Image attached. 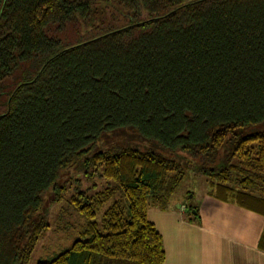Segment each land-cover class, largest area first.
Here are the masks:
<instances>
[{
  "label": "trees",
  "instance_id": "trees-1",
  "mask_svg": "<svg viewBox=\"0 0 264 264\" xmlns=\"http://www.w3.org/2000/svg\"><path fill=\"white\" fill-rule=\"evenodd\" d=\"M140 1L145 19L98 16ZM78 23L91 33L74 42L50 32ZM14 74L0 111V264H31L49 226L37 219L44 196L85 154L110 184L72 196L81 237L35 264H164L149 207L179 185L185 157L208 194L264 215V131L236 133L264 123V0H0V101ZM129 126L174 156L131 144L90 153ZM185 210L199 217L198 204Z\"/></svg>",
  "mask_w": 264,
  "mask_h": 264
},
{
  "label": "rangeland",
  "instance_id": "rangeland-1",
  "mask_svg": "<svg viewBox=\"0 0 264 264\" xmlns=\"http://www.w3.org/2000/svg\"><path fill=\"white\" fill-rule=\"evenodd\" d=\"M98 5H105V3L99 2ZM113 11L114 14L112 15ZM104 14L105 16L112 15L114 18L112 22H114L117 26L131 21L142 20L151 16L142 1H140L139 10L133 8L132 10L127 9L122 5H115L110 2V4H106V10L103 6L99 8L98 16H102L103 18ZM108 19L110 20V17ZM105 26L107 27V25ZM91 28L92 27L84 29L83 25L78 23L71 24L64 31L59 32L52 28L50 32L57 34L65 41L74 42L80 37L81 32L85 34L91 33V31H88ZM99 32H101V30L94 33L97 34ZM17 73L20 74V71H17L16 74ZM16 74L6 79L7 86L5 93L1 97L0 111L5 108L3 100H7L8 90L13 88L15 82L18 80V78L15 77ZM258 131H264V123L250 124L248 126L240 127L236 130V133L238 135H244ZM128 144L162 152L164 155L169 157L174 156L170 155L173 154L171 151L162 148L157 142L143 138L131 126L105 131L90 153L103 148ZM87 156L88 154H85L84 156L78 158L72 166L64 169L57 180L58 188L52 189L45 194L43 206L37 215V219H45L49 226L46 227L36 245L31 258V264H35L38 260H49L53 258L60 251L69 247L75 239L81 237V231L85 226L86 220L85 217L70 202L72 196L77 195L78 192L82 190L90 191V187L92 186H95L92 188L103 189L110 184L108 183V180L100 174L102 166L96 164L87 165L85 161ZM182 162L185 164L184 178L178 186L167 193L164 198V204L158 202L150 205V217L153 218L154 213L160 209L161 205H166V210H170L172 208H180L184 210L185 205H190L195 203V201H199L202 194L209 190L210 184L208 183L207 176L200 171L199 165L197 163L194 165V162L187 163L186 157L182 160ZM120 194L121 192H118L116 196L120 197ZM59 196L60 198H58ZM111 203L112 201L105 203L103 208L100 209L97 216L99 221L102 219L104 211Z\"/></svg>",
  "mask_w": 264,
  "mask_h": 264
},
{
  "label": "crops",
  "instance_id": "crops-1",
  "mask_svg": "<svg viewBox=\"0 0 264 264\" xmlns=\"http://www.w3.org/2000/svg\"><path fill=\"white\" fill-rule=\"evenodd\" d=\"M195 203L197 219L180 208L149 215L164 237V264H264V215L207 192Z\"/></svg>",
  "mask_w": 264,
  "mask_h": 264
}]
</instances>
